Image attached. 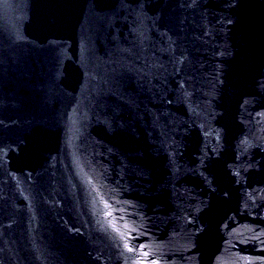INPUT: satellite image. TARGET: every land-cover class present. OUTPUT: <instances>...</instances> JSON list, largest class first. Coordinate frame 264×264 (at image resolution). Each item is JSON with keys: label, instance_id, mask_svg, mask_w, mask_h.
Segmentation results:
<instances>
[{"label": "water", "instance_id": "1", "mask_svg": "<svg viewBox=\"0 0 264 264\" xmlns=\"http://www.w3.org/2000/svg\"><path fill=\"white\" fill-rule=\"evenodd\" d=\"M0 264H264V0H0Z\"/></svg>", "mask_w": 264, "mask_h": 264}]
</instances>
